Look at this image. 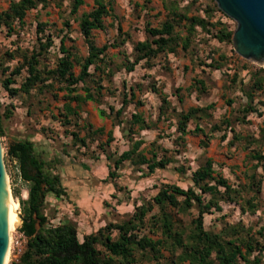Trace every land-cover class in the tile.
Wrapping results in <instances>:
<instances>
[{"label": "trees", "instance_id": "1", "mask_svg": "<svg viewBox=\"0 0 264 264\" xmlns=\"http://www.w3.org/2000/svg\"><path fill=\"white\" fill-rule=\"evenodd\" d=\"M63 1L10 0L8 6L0 11V28L13 33L16 26L24 25L27 11L38 6L44 8L53 2L61 12ZM199 1L170 0L166 5L168 17L155 27L145 23L146 38L134 43L130 59L121 49L130 38V33L123 31L118 23H113L116 19L111 8L114 0H93V8L80 15L78 30L86 55H74L73 47L65 46V39L69 34V19L75 16L84 1L69 0L62 29L59 30L61 36L58 49L61 55L56 58L53 66L49 67L45 62L49 48L53 45L52 33L45 32L47 23L37 22L35 43L30 50L20 46L5 50L4 55L16 59V63L10 68L0 61V83L10 97L35 96L38 103L42 102L45 94L55 99L57 91H63L62 99L65 102L58 114H52L63 127V133L69 137V142L62 145L60 153L69 155V150L73 149L93 160L98 159L100 154L104 155L108 162L107 179L118 190L120 188H117L115 179L124 163L133 166L141 175L148 176L175 162L174 153L177 150L163 147L156 140L145 148L144 140L139 136L141 130L156 126L171 106L165 94L150 83L148 87L159 93L161 101L156 119L146 118L136 110L126 114L125 108L129 104L139 106L143 102L138 98L135 100L136 90H140L139 84L128 87L123 85L120 106L115 108L108 105L107 111L102 108L98 110L100 116L110 119L112 127L119 128L128 143L127 149L121 152L111 149V142L114 140L112 130L106 133L105 140H101L104 135L101 128H94L84 119L80 123L78 106L87 101L103 103V90L110 92L117 69L123 68L130 72L139 63L151 67L158 57L176 54L179 49L192 55L191 46L198 29L219 42L231 43L233 30L220 18L211 21L216 12L228 17L214 0H209L202 9L203 16L197 13L188 15L191 6ZM59 16L62 17V14ZM105 17L112 20L109 26L115 29L116 34L111 42L97 46L92 31L106 29ZM182 29L184 34H181ZM109 48H119L124 56L119 67L109 57ZM219 59L223 61L225 57L220 54ZM74 63L78 65L77 73L73 69ZM204 65L220 67V63L213 58L210 64ZM248 73L246 83L239 79L237 70L226 75L228 83L238 87L245 101L238 104L233 118L223 116L218 123L210 126L208 133L199 126V122L203 117H208L207 110L212 108V104L189 107L185 111L172 108L176 132L174 143L182 147L185 145L186 135L194 133L203 136L201 144L205 147L213 133L221 131V127L225 130L219 139L226 140L228 147H233L235 142H247L250 147L255 140H260L259 144L263 143L264 132L260 137L253 138L243 136L234 129L235 123L248 124V116L251 114L262 117L264 124V110L261 109V106L264 107V100L256 96L257 93L264 92V67L254 68ZM18 76L21 77L19 85L11 86L16 83ZM193 85L206 90L203 79L195 78ZM71 102H75L76 107L71 106ZM227 104L231 105L232 101L228 100ZM13 108L12 103L3 105L0 102V137L5 133L4 121L11 117ZM191 122L194 123L192 130L188 128ZM41 129L44 134L45 129ZM227 132L231 133L229 139ZM5 154L6 160L12 162L16 169L15 178L26 186L25 198L20 196L18 188L11 187L12 197L17 199L23 217L17 230L25 236V242L18 257L9 259L7 264H264V226L254 228L245 226L241 221L226 222L225 215L220 216L219 229H207L204 224V215L222 211V203L237 205L241 212L254 213L258 209L261 186L264 183V168L261 173L257 171V167L264 163V152L260 147L250 149L246 157L254 163L244 171L245 184L230 183L216 172L211 158L204 157L190 172V185L183 188L176 183H161L156 193L149 200L135 205L127 218L107 222L96 231L83 235L81 240L78 238L75 222L63 220L53 224L50 222L53 214L49 216L45 211L47 196L67 199L60 174L62 157L57 153L47 156L37 148L30 135L8 142ZM174 170L180 174L185 173V168L180 165L175 166ZM175 215L187 216L186 224L175 219ZM152 235L157 238L154 239Z\"/></svg>", "mask_w": 264, "mask_h": 264}, {"label": "rangeland", "instance_id": "2", "mask_svg": "<svg viewBox=\"0 0 264 264\" xmlns=\"http://www.w3.org/2000/svg\"><path fill=\"white\" fill-rule=\"evenodd\" d=\"M9 1L0 0V11L8 6ZM132 1L118 0L116 7L123 28L130 33V38L121 47L130 59H132L134 43L146 38L143 26L144 21L140 18V15L136 14ZM181 3L184 4V2ZM208 3L209 0H200L191 6L190 13H197L203 16L202 9ZM68 5L69 0H64L61 12L54 6L53 2H50L44 8L38 6L36 9L27 11L24 17V25L21 27L16 26L13 33L6 31L3 27L0 28V61L11 68L16 63V59H10L5 56V50H13L16 46L30 50L35 43L36 23L45 22L47 23L45 32H51L53 39V45L49 48L48 59L45 62L49 67L53 66L56 58L61 55L58 49L59 38L61 36L59 30L62 29V22L66 16ZM91 6L92 0H84V4L80 6L75 16L69 19V34L65 39V46L73 47V53L77 57L86 55V48L78 30V19L83 12L89 11ZM128 6L130 10L127 11L126 8ZM131 7L133 8L131 9ZM121 10H124V12L122 13ZM59 14H62V17ZM217 18H220L229 29L234 31L236 27L234 20L216 12L211 21H215ZM105 21L107 22V19ZM115 32V29L109 26L108 23H106V30L93 31L98 45L111 42ZM191 49L192 59H194L192 62L189 55L180 52L179 55L170 56L169 59H165V57L164 61L160 58L161 60L159 61H163L164 64L155 65V60L152 67H146L145 64L139 63L131 72H126L123 68L117 69L113 75V84L110 85V92L103 90V103L96 104L90 101L83 104L81 106V119H87L95 127H102L104 132L112 129L114 140L111 142V149L121 152L127 149L128 143L123 138L119 128L111 126L109 119L98 117L97 110L102 108L107 111L108 105L118 108L120 106L123 85L128 87L139 84L140 90H136V94L137 98L143 102V105L135 106L131 103L125 108V113L128 114L135 110L142 111L146 118L155 120L159 99L154 93L150 92L149 84L153 83L157 88L169 95L173 93V89L176 86L185 87L192 83V79L196 77L205 81L207 88L206 90H202L204 95L199 98V96L196 97L199 92L192 90V93L190 92L188 95V92L183 90L185 98L184 102L179 105L181 109L184 110L193 105L206 106L212 104V108L207 110L208 117H203L199 122V126L206 133L209 132L210 126L213 123H218L219 119L223 116L233 118L235 116L234 110H236L239 103L245 101V98L236 85L228 83L226 75L232 74L234 70H238L242 66L247 70L260 66L237 54L233 49L232 42H219L216 38L210 37L199 29ZM109 53L116 59L113 61L119 67L122 62H119L120 59L116 54V49L109 50ZM219 54L225 57V60L219 62L221 64L219 70H213L212 68L203 69L204 64L210 63L209 57L211 55L218 58ZM189 65L191 70L183 68V66ZM200 66L202 67V71H199ZM73 69L75 72H78V65L76 63H74ZM22 75L24 76L25 72ZM243 77L247 79L248 75H244ZM214 80H216L217 84ZM20 81L21 77H16V83L11 86H18ZM56 94L57 98L55 99L45 94L42 97V102L38 103L35 96L29 98L24 95L19 98L10 97L0 83V102L3 105H8L9 103L14 105L11 117L4 121L5 133L0 137V143L10 194L11 187L14 186L19 189L22 198L26 197V186L18 178H15L16 169L12 162L5 158L7 143L17 137L30 135L31 140L35 142L37 148L44 151L47 156L57 153L62 157L63 162L60 167V174L62 183L66 188L67 199H54L52 196H47L45 211L49 216L53 214V218L50 217V222L53 224H57L63 220L75 222L80 240L83 235L96 231L107 222L127 218L135 205L140 204L143 200H149L156 193L161 183H176L183 188L190 185V172L199 165L204 157L211 158L216 172L227 178L230 183L245 184L246 177L244 176V171L246 168L252 167L254 163L246 158L250 149L260 147L264 152V142L259 144L260 140H255L251 147L247 142H235L233 147H228L226 140L221 141L219 139V136L225 130L224 127H221V131L213 133L212 136L214 138L209 139L207 147L202 146L201 136L194 133H189L185 145L178 147L174 143L176 136L175 119H160L156 123V128L142 130L139 132V136L144 140L143 147L145 148L149 147L148 145L151 141L156 140L163 147L177 150V153H174L175 162L168 165L165 169L156 170L148 176L141 175L133 166L124 163L118 171V178L115 179L117 188H120L117 190L113 183L107 179L108 162L105 160L104 155L100 154L98 155V159L93 160L88 156L76 153L73 149L69 150V155L60 153L62 145L69 142V137L63 133L64 129L60 126L58 120L52 117V114H58L63 103L62 96L64 92L57 91ZM256 96L264 100V95L258 96L257 93ZM172 100L175 101V99ZM228 100L232 101L231 105L227 104ZM249 116L251 117L248 120L249 122L252 120V124L241 125L235 123L234 129L238 132L252 129L251 136L252 131L256 132L254 130L255 125L260 119L256 118L255 115ZM80 123H82L81 120ZM42 127L45 129V135L42 133ZM46 128L48 131H46ZM188 128L192 130L194 123L191 122ZM82 134L83 132H81ZM230 137L231 133L227 132V138L229 139ZM101 140H105V135L101 137ZM178 165L185 168V173L180 174L174 170V167ZM263 168L264 163L257 167V171L261 173ZM259 196L260 206L254 213L241 212L237 205L222 203V211H213L212 214L204 215L205 227L207 229H219V220L222 215H225L224 220L226 222L235 223L241 221L245 226L250 225L254 228L264 226V183L261 186ZM12 205L15 210L20 211L18 201L13 197ZM174 218L179 219L183 224H186L188 219L187 216L181 215H175ZM20 224L21 222L15 227L12 237L18 236L20 233L17 230ZM152 237L156 238L155 235H152ZM10 250L9 259H16L18 255L14 254L12 247ZM164 254L166 257H169L167 252H164Z\"/></svg>", "mask_w": 264, "mask_h": 264}, {"label": "water", "instance_id": "3", "mask_svg": "<svg viewBox=\"0 0 264 264\" xmlns=\"http://www.w3.org/2000/svg\"><path fill=\"white\" fill-rule=\"evenodd\" d=\"M217 7L235 21L233 49L242 58L264 67V0H214ZM6 166L0 143V264L4 263L7 243L6 218L8 189ZM8 180V177H7ZM21 222L23 217L18 211Z\"/></svg>", "mask_w": 264, "mask_h": 264}, {"label": "crops", "instance_id": "4", "mask_svg": "<svg viewBox=\"0 0 264 264\" xmlns=\"http://www.w3.org/2000/svg\"><path fill=\"white\" fill-rule=\"evenodd\" d=\"M84 1V0H83ZM170 0H133L132 2H133V5H134V8H135V11H136V14L137 15H140V18H142L143 19V21H144V25H145V23L147 22V23H149L150 24V26H153V27H155V26H158L162 21H164L167 17H168V15H169V10H168V8L166 7V5H168V2H169ZM117 3H118V0H114V2L111 4V8H112V12L115 14V16H116V19L113 21V23L114 24H119V26L122 28V30L123 31H125V29L123 28V26H122V23L120 22V17H119V13L117 12V9H116V7H117ZM84 4V3H83ZM82 4V5H83ZM179 6H181V3H179ZM40 7V6H39ZM93 8V0H92V6H91V9ZM133 7H131V9H132ZM90 9V10H91ZM127 9V11L128 10H130V8H129V6H128V8H126ZM89 10V11H90ZM121 12L123 13L124 12V10H121ZM121 13V14H122ZM129 13V12H128ZM188 15H191V13L190 12H188ZM126 16V15H125ZM107 19V22L105 21ZM148 19V20H147ZM153 21L155 22L154 24H153ZM106 23H108V24H110V23H112V20L109 18V17H105L104 18V24L106 25ZM182 23H183V21H182ZM143 25V26H144ZM94 30H100V29H94ZM93 30V31H94ZM106 30V29H105ZM93 31H92V34H93V37H94V41H95V43H96V40H95V36H94V33H93ZM115 34H116V32H115ZM181 34H184V31H183V29H182V31H181ZM115 36V35H114ZM113 39V38H112ZM106 43V42H105ZM104 44V43H103ZM96 45L97 46H101V45H98L97 43H96ZM111 49H116V54H117V56H119V59H120V61L119 62H122L123 61V59H124V56L122 55V53L120 52V50H119V48H109L108 49V53H109V50H111ZM182 53V54H185V55H189L190 57H191V62H192V60L194 61V59H192V55L190 54V52H184V51H182L181 49H179L178 50V52L176 53V54H172V53H169V54H167L165 57H158L157 59H156V61H155V65L156 64H164L163 63V61H164V58L165 59H169V57L170 56H172V57H174V56H176V55H179V53ZM220 55V54H219ZM219 55H218V58H216V57H214V56H210L209 58H210V63H211V59L213 58V59H216L217 60V62L219 63L221 60L219 59ZM222 55V54H221ZM224 56V55H223ZM109 57L112 59V60H116L110 53H109ZM160 58H162L163 59V61L162 62H160L159 60H161ZM209 63V64H210ZM185 65H187L186 63H185ZM153 66V65H152ZM151 66V67H152ZM220 66H221V64H220ZM172 67V66H171ZM135 68V67H134ZM183 68L184 69H190L191 70V67H190V65L189 66H183ZM205 68H212L213 70H219L220 69V67L219 68H214V67H209V66H205L204 65V67H203V69H205ZM169 69V68H168ZM134 70V69H133ZM132 70V71H133ZM172 72H174L173 70H171ZM199 71H202V67L200 66V70ZM243 71V73L241 74V72ZM248 71L249 70H247L246 68H244V69H241V68H239L238 70H237V74L239 75V79H242V81L244 82V83H246L247 82V80L249 79V73H248ZM74 72H75V70H74ZM131 72V71H130ZM75 73H77V72H75ZM241 75H248V77H247V79H245L243 76H241ZM196 78H199V77H196ZM195 79V78H194ZM194 79H192V83H190L189 85H187V86H185V87H181V86H176V88H174L173 89V93H171V94H169V95H167L163 90H161V89H159V88H157L156 86H155V88L156 89H158L160 92H162L163 94H165V96H166V98H167V100H168V102H169V104H170V106H171V108H168L167 109V111H166V113L164 114V117H161V119H163V120H166L167 118L168 119H175V117H174V115L172 116V111H171V109L172 108H175V110L176 111H181V110H183V109H181V107L179 106L181 103H183L184 102V98H185V95H183L184 93L182 92L183 90L184 91H187L188 92V95L190 94V92L193 90V91H197V92H199L197 95H196V97H198L199 96V98H201V97H203V95H204V93H203V89H202V87H199L198 85H193V80ZM201 79V78H200ZM214 82L216 83V80H214ZM217 84V83H216ZM204 85H205V81H204ZM207 87L205 86V89H206ZM150 90V92H152V93H154L156 96H157V98L159 99L158 101V108H159V105L161 104V101H160V97H159V93L157 94V93H155V92H153V91H151V89H149ZM192 93V92H191ZM263 96L264 95V92L263 93H258V96ZM201 96V97H200ZM137 99V94H136V98H135V100ZM172 99H175V101H173ZM63 103L65 102V100H63L62 101ZM87 102H90V101H87ZM87 102H85V103H82V104H80L79 106H78V108H79V112H80V114H82V110H81V106L83 105V104H86ZM91 102H93V101H91ZM62 103V104H63ZM76 103L75 102H71V106H73V107H76ZM179 106V107H178ZM190 107H194V105L193 106H190ZM158 108H157V110H158ZM189 108V107H188ZM187 108V109H188ZM100 109V108H99ZM98 109V110H99ZM187 109H184L183 111H185V110H187ZM261 109L262 110H264V107H262L261 106ZM98 110H97V115H98V117L99 118H101V119H108V118H106V117H102V116H100L99 114H98ZM138 112H141V113H143L142 111H138ZM157 113H158V111H157ZM143 115L145 116V114L143 113ZM251 115H254V114H251ZM249 117H251V116H248V119H249ZM255 117L256 118H258V119H260L259 120V122L255 125V129L254 130H256V132H253L252 131V137H255V138H258V137H260V135H261V133H263L264 132V124H263V121H262V117H259V116H256L255 115ZM150 119H152V118H150ZM83 120V118L81 119V121ZM87 120V119H86ZM110 120V119H109ZM153 120V119H152ZM90 122V121H89ZM91 123V122H90ZM110 123H111V121H110ZM253 122H252V120H250V122H249V124H252ZM92 124V123H91ZM93 125V124H92ZM111 126H112V124H111ZM157 126V125H156ZM156 126H154V127H152V128H156ZM93 127L94 128H101L102 129V131H103V128L102 127H95L94 125H93ZM109 130H112V129H109ZM109 130H107L106 132H104L103 131V134L105 135V137H106V133L109 131ZM144 130H147V129H144ZM252 130V129H251ZM251 130H243L241 133H242V135L243 136H247V137H249L250 136V134H251ZM142 131V130H141ZM198 135H200L201 136V138L203 139V136L201 135V134H198ZM214 138V137H213ZM186 139H187V135H186ZM212 139V138H211ZM210 139V140H211ZM209 140V141H210ZM209 141L207 142V145H208V143H209ZM207 145L205 146V147H207ZM247 157V156H246ZM209 158V157H208ZM212 160V159H211ZM213 161V160H212ZM157 238V237H156ZM155 239V238H154Z\"/></svg>", "mask_w": 264, "mask_h": 264}, {"label": "bare ground", "instance_id": "5", "mask_svg": "<svg viewBox=\"0 0 264 264\" xmlns=\"http://www.w3.org/2000/svg\"><path fill=\"white\" fill-rule=\"evenodd\" d=\"M6 181H7V189H8V195H9V200H8V214L6 218V230H7V243H6V248H5V256H4V263L7 264L10 258V249H11V239H12V234L14 232L15 227L21 222V219L19 217V212L14 209L12 205V197L10 194V189H9V183L7 180L6 176Z\"/></svg>", "mask_w": 264, "mask_h": 264}, {"label": "built area", "instance_id": "6", "mask_svg": "<svg viewBox=\"0 0 264 264\" xmlns=\"http://www.w3.org/2000/svg\"><path fill=\"white\" fill-rule=\"evenodd\" d=\"M25 242V236L20 232L18 236L12 237V250L15 255H19L21 250L23 249Z\"/></svg>", "mask_w": 264, "mask_h": 264}]
</instances>
